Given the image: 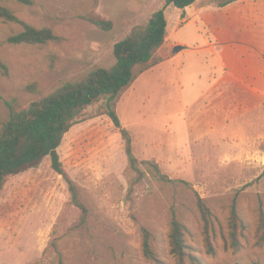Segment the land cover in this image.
<instances>
[{
  "label": "rangeland",
  "instance_id": "374dc122",
  "mask_svg": "<svg viewBox=\"0 0 264 264\" xmlns=\"http://www.w3.org/2000/svg\"><path fill=\"white\" fill-rule=\"evenodd\" d=\"M0 1L23 20L62 36L58 42L11 45L7 37L22 27L0 20V59L9 67L8 76L0 72V120L7 116L8 103L24 107L63 80L112 65L114 44L165 2ZM221 1L201 0L209 6ZM93 8L112 21L111 29L97 28L83 17ZM180 15L172 4L165 8L166 47L157 53L161 65L141 73L122 93L117 114L132 134L135 156L153 159L162 173L189 182L211 208L206 230L193 204H175L191 254L202 264H264V242L258 241L260 202L264 207V125L252 115L248 123L239 117L235 86L228 93L210 89L219 65L206 52L192 50L205 44L203 36L209 32L193 22L179 28ZM176 45L186 48L174 53ZM52 54L63 60L54 70L47 66ZM29 84L35 85L33 90L25 88ZM103 110V100L91 104L85 119L63 135L58 148L63 166L86 191L90 226L72 229L78 209L68 204L67 185L46 156L39 166L9 176L0 191V264H57V253L43 251L62 214L55 234L65 264H157L143 253L142 226L149 229L150 244L163 264H178L170 251L169 207L180 197L172 186L152 178L128 194L133 174L127 168L124 142ZM235 195L244 223L238 249L230 247L229 239Z\"/></svg>",
  "mask_w": 264,
  "mask_h": 264
},
{
  "label": "trees",
  "instance_id": "16d2710c",
  "mask_svg": "<svg viewBox=\"0 0 264 264\" xmlns=\"http://www.w3.org/2000/svg\"><path fill=\"white\" fill-rule=\"evenodd\" d=\"M30 4L32 0H17ZM195 0H165L162 7L155 10L145 23L135 25L122 39L113 46L115 61L110 66H95L83 76L76 79H66L39 99L29 102L24 107L8 103L7 116L0 120V191L9 176L19 174L40 165L44 157L49 156L51 168L65 181L69 193L68 204L77 208L79 217L72 229L90 226L91 210L86 191L67 172L59 157L58 148L63 135L76 123L85 119V110L94 102L103 100V113L109 116L114 127L120 132L127 156V168L133 174L128 181V194L142 180L152 178L162 184L172 186L180 197L179 202H172L169 207L170 251L176 257L178 264H202L188 250L184 233L186 227L180 218L183 204L191 203L200 214L207 230L212 221V210L207 201L200 197L193 186L184 179L170 178L161 172L153 159L139 160L133 149V138L129 129L124 127L117 114V102L137 77L160 63L158 50L166 39L167 20L165 8L172 4L179 9L194 3ZM235 0H223L217 6H224ZM83 17L102 30L111 29V20L99 15L95 9H90ZM0 20L20 24L22 29L10 34L6 42L11 45L35 46L50 41H61L62 36L48 26H36L20 18L14 10L0 1ZM63 63L57 55L52 54L47 59L50 70ZM0 72L9 75L8 65L0 59ZM34 84L25 88L33 90ZM178 203V208L175 204ZM178 208V209H177ZM62 216L53 228L52 238L44 249V255L57 253V264L63 262L62 251L55 234L62 224ZM244 226L239 217L238 201L235 195L230 204L229 239L230 247L240 246L239 228ZM71 230V229H70ZM260 235L258 241L264 242V207L259 205ZM143 253L157 264H163L150 244V231L141 227ZM209 251L213 248L209 246ZM35 261L34 264H39ZM239 264V263H234ZM256 264H261L257 262Z\"/></svg>",
  "mask_w": 264,
  "mask_h": 264
},
{
  "label": "crops",
  "instance_id": "0c3cea01",
  "mask_svg": "<svg viewBox=\"0 0 264 264\" xmlns=\"http://www.w3.org/2000/svg\"><path fill=\"white\" fill-rule=\"evenodd\" d=\"M180 10L179 28L193 22L209 32L205 44L192 50L206 52L219 65L210 89L228 93L235 86L239 117L248 123L252 115L264 125V0H235L221 7L195 0ZM165 47L166 39L159 50Z\"/></svg>",
  "mask_w": 264,
  "mask_h": 264
},
{
  "label": "water",
  "instance_id": "95a60500",
  "mask_svg": "<svg viewBox=\"0 0 264 264\" xmlns=\"http://www.w3.org/2000/svg\"><path fill=\"white\" fill-rule=\"evenodd\" d=\"M183 48H184L183 45H176V46L174 47V49H173V52L176 53V52L180 51V50L183 49Z\"/></svg>",
  "mask_w": 264,
  "mask_h": 264
}]
</instances>
